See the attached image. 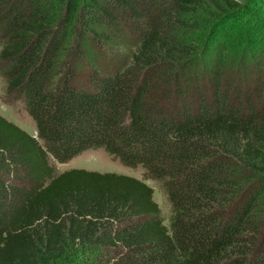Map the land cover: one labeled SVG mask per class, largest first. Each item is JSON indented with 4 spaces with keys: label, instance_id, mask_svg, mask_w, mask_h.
Here are the masks:
<instances>
[{
    "label": "trees",
    "instance_id": "trees-1",
    "mask_svg": "<svg viewBox=\"0 0 264 264\" xmlns=\"http://www.w3.org/2000/svg\"><path fill=\"white\" fill-rule=\"evenodd\" d=\"M200 2L88 0L94 21L131 19V40L94 61L71 36L76 0H0L3 91L37 130L0 113V264H264V96L247 91L264 71L245 81L247 55L236 67L222 39L190 36ZM97 147L143 177L50 160Z\"/></svg>",
    "mask_w": 264,
    "mask_h": 264
},
{
    "label": "rangeland",
    "instance_id": "rangeland-1",
    "mask_svg": "<svg viewBox=\"0 0 264 264\" xmlns=\"http://www.w3.org/2000/svg\"><path fill=\"white\" fill-rule=\"evenodd\" d=\"M76 3V15H72L73 28L75 31L71 33V36L72 38L76 37L80 40L78 35L83 32L80 41L84 48V55H86V58H92V60L95 61L96 58L99 59L101 57V60L108 61L114 54L116 56L121 49L122 41L120 39L124 40L125 37H128V40H131L129 38L132 37V34H126V32H129L126 29V26L131 19L124 18L121 14L117 13L118 9H115L116 11H114L113 15L115 19H110L104 15L99 18V20L94 21L95 18L92 17L95 16L89 13L88 0H76ZM237 3V7L230 8L223 2V0H201L199 5L195 6V10L188 12L186 17L195 22L196 28L192 29L193 32H191L190 36L193 38L198 37L200 43L202 42L201 40L207 36H211L212 40L217 36V39H222L224 41L227 48L225 53L231 61L230 64L234 63L237 67L241 61V56H248L246 58L248 59L246 67L249 68V70L245 75L246 81L255 78V74L258 73L257 70L259 68L264 71V34H260L258 29L260 28L264 30V0H237ZM61 4L60 12L64 13L66 2L63 1ZM110 9L112 10L114 7ZM252 10H256V13L252 12ZM226 13H229V16L235 19V23H233L230 28H227L230 26V23L228 22L229 18H224ZM83 18H87L88 29H86V31H83L84 28L82 29L81 25L84 24L81 23ZM222 18L224 19L222 20ZM221 21L222 23L226 22L224 24L226 29L221 30V28L218 27ZM88 23L90 24L88 25ZM214 24L217 28L211 31V27ZM115 25L117 27H120L121 25L123 26L122 28H119L120 33L114 32L113 26ZM94 30L101 34L98 36L96 35L95 37ZM226 32L238 36L235 35L232 39L227 40L225 38ZM239 32H241L242 36H240ZM103 48H105V50H103ZM252 59L259 65L257 68H255L256 63H254ZM244 84L245 82L243 80L242 85ZM247 91L252 93V97H256V99L259 95L264 96V83L253 84L252 87L247 88ZM0 113L26 129L29 133L34 135L37 134L35 123L26 111L23 100L5 94L1 79ZM50 160L55 165L57 171L71 167H83L99 171H116L137 177H143L144 175V168L141 165L136 167L125 165L117 157L105 151L103 147L85 149L65 162H57L52 157ZM254 179L257 184H264V173H256ZM145 181L153 187V197L158 202L161 209L164 223L168 224L171 206L166 193L157 180L145 178ZM260 206H264V197L260 200Z\"/></svg>",
    "mask_w": 264,
    "mask_h": 264
}]
</instances>
